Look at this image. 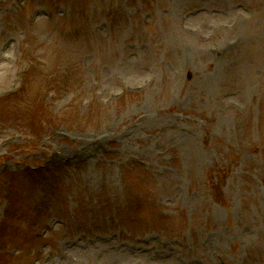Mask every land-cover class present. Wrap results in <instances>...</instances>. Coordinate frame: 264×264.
Here are the masks:
<instances>
[{"label":"rangeland","instance_id":"obj_1","mask_svg":"<svg viewBox=\"0 0 264 264\" xmlns=\"http://www.w3.org/2000/svg\"><path fill=\"white\" fill-rule=\"evenodd\" d=\"M0 172V264H264V0H0Z\"/></svg>","mask_w":264,"mask_h":264},{"label":"bare ground","instance_id":"obj_2","mask_svg":"<svg viewBox=\"0 0 264 264\" xmlns=\"http://www.w3.org/2000/svg\"><path fill=\"white\" fill-rule=\"evenodd\" d=\"M2 174H3V172H2Z\"/></svg>","mask_w":264,"mask_h":264}]
</instances>
